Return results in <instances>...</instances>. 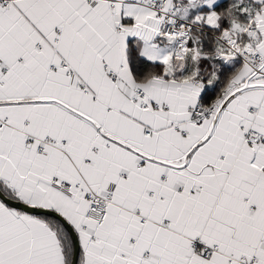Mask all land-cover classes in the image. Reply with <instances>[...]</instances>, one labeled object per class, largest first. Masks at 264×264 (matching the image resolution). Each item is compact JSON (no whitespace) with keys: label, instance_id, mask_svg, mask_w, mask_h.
Masks as SVG:
<instances>
[{"label":"snow or ice","instance_id":"obj_1","mask_svg":"<svg viewBox=\"0 0 264 264\" xmlns=\"http://www.w3.org/2000/svg\"><path fill=\"white\" fill-rule=\"evenodd\" d=\"M0 264H264V0H0Z\"/></svg>","mask_w":264,"mask_h":264}]
</instances>
